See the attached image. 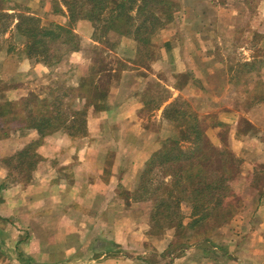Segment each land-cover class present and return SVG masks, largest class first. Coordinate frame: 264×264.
<instances>
[{
	"label": "crops",
	"instance_id": "1",
	"mask_svg": "<svg viewBox=\"0 0 264 264\" xmlns=\"http://www.w3.org/2000/svg\"><path fill=\"white\" fill-rule=\"evenodd\" d=\"M11 1L22 3L29 9L26 13L34 16L41 10L52 17L53 24L70 23L66 8L62 6V12L55 15L50 0L43 5L41 0ZM209 4L228 15L216 21L221 29L241 30L244 40H253L261 32L264 0L258 3L254 21L240 19L243 11L237 8V0H210ZM188 9L199 13L195 7H185V13ZM15 10L7 7L12 13ZM192 22L191 16L183 14L178 24L187 27ZM71 27L79 46L69 51L68 67L60 60L49 64L29 58L23 44L0 53L1 76L8 82L5 99L17 102L30 92L50 99L62 95L64 88H77L91 74L96 59L84 48L101 45L94 40L93 24L80 19ZM174 41L168 38L162 59L158 53L148 66L127 60L130 43L134 46L128 36L120 38L116 50H106L116 61L108 73L100 72L95 78L105 87L106 95L100 100L103 107L96 110L91 103L87 108L86 132L81 136H70L63 129L45 135L35 148L38 159L32 169L15 165L18 154L39 140L38 131L10 126L8 134L0 136V264H264V194L258 196L259 204L240 210L211 235L198 238L186 226L181 238L173 227L150 234L145 203L121 194L122 190L132 194L147 160L178 137V127L166 118V109L190 83L182 87L167 83L171 94L143 114L148 88L164 80L158 77V61L164 62L165 54L180 48ZM237 56L250 59L246 49ZM181 57L185 59L184 53L178 54ZM219 60L224 66L223 59ZM121 61L129 66L118 67ZM84 102L81 99L72 106L81 109ZM217 115L221 121L222 112ZM149 118L162 122L161 128H147Z\"/></svg>",
	"mask_w": 264,
	"mask_h": 264
},
{
	"label": "trees",
	"instance_id": "2",
	"mask_svg": "<svg viewBox=\"0 0 264 264\" xmlns=\"http://www.w3.org/2000/svg\"><path fill=\"white\" fill-rule=\"evenodd\" d=\"M66 7L69 25L52 24L47 27L38 17L23 13L10 15L16 20L13 29L24 38V52L29 58L45 63L58 62L60 57L49 55L50 43H70L69 50H75V33L71 25L80 19L92 22L94 40L101 41L109 33L120 36L133 35L141 40L165 26L173 17L174 3L171 0H58ZM54 7L53 11H58ZM72 43V44H71ZM113 50V44L107 46ZM103 52H106L105 50ZM109 53H106L108 57ZM91 74L82 78L77 88H64L62 95L50 99L39 98L35 92L17 102L3 98L0 87V128L2 136L11 127L35 128L39 140L26 146L17 156L15 168L22 164L32 169L37 163L35 148L41 139L58 129L70 136H81L85 130L87 108L103 107L100 100L105 97V87L97 84L96 76L108 73L110 61L96 59ZM1 84V79H0ZM83 99V108L75 109L73 104ZM174 104L166 109V117L177 127L178 137L168 140L161 150L154 153L145 163L138 176V201L149 203L151 225L161 229L176 228L178 233L190 229L193 236L200 237L226 223L231 217L228 203L231 196V171L235 160L230 152L214 146L208 139L206 127L192 108L182 117L176 116ZM188 107V106H187ZM170 113V114H169ZM174 115V116H173ZM11 126V127H10ZM186 145L185 147L183 145ZM159 169L161 179L153 185L154 171ZM159 176V177H160ZM190 208V221L184 225L182 206ZM154 223V224H153ZM206 237V236H204Z\"/></svg>",
	"mask_w": 264,
	"mask_h": 264
},
{
	"label": "rangeland",
	"instance_id": "3",
	"mask_svg": "<svg viewBox=\"0 0 264 264\" xmlns=\"http://www.w3.org/2000/svg\"><path fill=\"white\" fill-rule=\"evenodd\" d=\"M43 1L46 0H41L42 5ZM171 1L174 3L173 17L165 26H161L155 33L141 40H136L133 35H128L134 46L132 48L130 43L128 49H130L131 54H128L129 59L127 60H130L134 65L148 66L152 58H158L156 57L158 53H160L159 57L162 59L163 53H166L164 44L168 38L176 39L174 45H180V48L176 47L173 52L164 55V62L158 61V77L164 80L163 83L154 81L150 85L153 87L148 88L147 104L143 114L147 115L149 110L155 107L161 99L171 94L165 87L167 83L169 85H181V87L190 83L189 86L185 87L183 94L177 96L173 102L175 113L179 112L176 116L182 117L184 112H189L187 108H192L206 127L209 141L221 151H229L231 157L235 160L229 184L231 196L225 200L229 206L228 211L231 213V217L226 221L228 223L240 210L250 209L251 206L259 204L257 201L258 196L261 197L264 194V23L261 25V32L256 33L253 40H244L241 30L227 32L221 29L217 23H220L222 19H226L228 15L221 8L209 4L210 0ZM219 1L226 2L230 0ZM237 1L240 3L237 8H241L243 11L240 19L254 21L260 0ZM50 2H52V10H54V7H59L58 11H54L55 15L62 12V6L64 5L60 1L50 0ZM7 7L16 10L12 13V11H7ZM185 7H195L194 12L199 11V13L193 14L190 9L186 10L185 13ZM26 11H29V9L20 2L0 0V53L9 48L15 49L22 44L24 45V38L12 27L16 20L12 19L10 15L23 14ZM40 13L41 10L36 13L37 16L35 15V17L39 18L41 24L51 27L55 23L51 20L52 17L46 14L43 15V12L41 15ZM182 13L191 16L194 22L187 27L182 23L178 24L180 18L183 17ZM195 21L197 24H194ZM199 32L201 34L198 35ZM122 37L125 36L109 33L106 38L99 41L101 45H96L94 48L90 46L88 49L86 47L84 51L87 50L86 53L91 57L93 56L94 59H102L115 64L116 60L109 55L106 57L103 51H106L107 46L110 44H113V49L116 50ZM73 41L79 46L77 36L74 37ZM70 48V43L63 45L57 41L52 45L50 43L47 52L49 55L59 56L60 62H63L62 66L68 67ZM244 49L250 54L248 61L237 56L238 53L243 55ZM179 53H184L185 59L183 57L178 59ZM220 57L225 62L224 66L220 63ZM126 66L129 65L121 61L118 67ZM172 67L175 69L174 73L171 72L174 70ZM184 68V72H177L178 69ZM196 70H200V73H195ZM166 71H170L171 74L167 75ZM0 79V87H7L8 82H5L1 76V68ZM59 85H61V82ZM220 87L222 88L220 89ZM5 93L6 91L2 92L4 95L2 100L7 97ZM218 111L222 112L221 121L217 119ZM146 124L147 128L152 131H157L162 126V122H151L150 118ZM214 125L218 128L214 129ZM210 127H212L211 130ZM176 130L178 135L180 129L176 128ZM0 136H2V133H0ZM14 172H16V169ZM159 176V169L156 168L154 171V186L161 179V176ZM138 183L137 179L132 194H128L124 190L121 191V194L132 196V198L136 197L138 195L136 193L137 189L139 192ZM149 205L148 202L145 203L144 209H147L150 213ZM181 209L185 216L183 222L186 225L190 221L187 217L190 208L183 205ZM151 223L152 221H150V234L154 235L162 230L152 226ZM211 234L212 231H209L201 236ZM179 236L181 238L182 235ZM112 248V251H117L115 247Z\"/></svg>",
	"mask_w": 264,
	"mask_h": 264
}]
</instances>
